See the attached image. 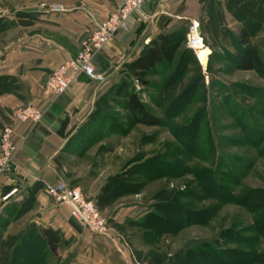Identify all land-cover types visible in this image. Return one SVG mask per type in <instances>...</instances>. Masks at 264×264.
<instances>
[{
	"label": "rangeland",
	"instance_id": "374dc122",
	"mask_svg": "<svg viewBox=\"0 0 264 264\" xmlns=\"http://www.w3.org/2000/svg\"><path fill=\"white\" fill-rule=\"evenodd\" d=\"M23 3L27 0H0V11ZM246 4L251 5L249 14L262 18L252 43L264 57V0H231L225 11L211 2L213 15L200 18L205 47L211 50L209 64L198 75L192 55L185 52L187 41L183 42L178 59L184 57L177 66L179 71L185 68L186 87L177 99L156 105L172 71L150 75L149 85H143L128 70L119 84L127 93L136 92L154 115L167 117L165 125L135 124L125 108L126 96L116 94L118 85L97 107L90 126L78 132L74 154L66 162L73 172L68 182L96 203L107 230L98 234L86 228V233L72 236H116L125 243L127 264H178L189 251L209 247L216 252L213 259L190 255L185 264H262L251 255L264 252V235L254 231L264 212L252 213L236 202L216 199L229 190L237 197L264 191V79L257 71L236 67L243 23L235 13L246 15ZM16 34L12 23L6 29L0 25V51ZM194 129H198L197 139ZM195 146L196 153L190 154ZM163 160L168 164L181 160L188 171L147 180L144 175L157 171ZM201 168L216 172L210 177L212 196L198 179ZM120 184L125 188L118 189ZM26 211L25 206L9 216L20 217ZM206 211L211 212L206 222H191ZM183 215L188 223L178 226ZM11 218L0 219V249L12 241L11 264L88 263L79 245L68 246L74 240L61 244L53 255L30 215L18 223ZM160 218L169 223V230L157 229ZM58 233L64 238V233Z\"/></svg>",
	"mask_w": 264,
	"mask_h": 264
},
{
	"label": "crops",
	"instance_id": "0c3cea01",
	"mask_svg": "<svg viewBox=\"0 0 264 264\" xmlns=\"http://www.w3.org/2000/svg\"><path fill=\"white\" fill-rule=\"evenodd\" d=\"M211 2L225 11L226 0H147L96 55V77L81 75L59 97L43 92L46 81L57 66L77 55L118 0H27L0 11L1 27L12 23L17 32L0 51V135L12 124L19 145L11 170L0 176V219L10 220L9 215L26 206L23 215L13 218L17 223L30 215L38 234L41 228L64 233L66 244L74 240L68 246L83 250L87 264H127L125 243L116 236H72L87 229L71 216L69 204L52 199L48 186L60 181L71 186L68 178L73 172L66 162L74 154L72 144L78 132L90 126L97 107L115 92L130 64L161 34L180 40L181 47L190 23L200 24V18L213 15ZM52 4L65 10L52 12ZM30 101L44 112L38 124L14 118L15 111Z\"/></svg>",
	"mask_w": 264,
	"mask_h": 264
},
{
	"label": "trees",
	"instance_id": "16d2710c",
	"mask_svg": "<svg viewBox=\"0 0 264 264\" xmlns=\"http://www.w3.org/2000/svg\"><path fill=\"white\" fill-rule=\"evenodd\" d=\"M230 2L231 0H227V7L231 6ZM235 5V7H239V4L237 2H235ZM250 7L251 5L248 4L243 7L247 11L246 15H241V13L234 12L237 16V19L243 23L239 35L240 47L236 54V59L238 62L236 64V67L238 70L241 71H257L264 79V57L261 56L259 46L257 44L252 43V37L255 34V31L257 30V28H260V26H262V18L257 15L249 14ZM251 19L253 22H251ZM1 23L2 22L0 21V25ZM179 42L174 41L169 35L161 34L152 42V45L145 51V53L142 54L136 61L131 63L129 66V71L143 85H149L147 78L150 75H159L161 73H167L172 71L168 79L165 80V84L160 89V102H156V105L158 107L164 106L166 100L173 102L180 96V92L183 91L184 87H186L183 79L184 74L186 73L185 68L182 66V69H180L179 71V68L177 66L182 62V57H184L183 54V56L178 59V52L180 49V44H178ZM185 52H187V54L189 53L190 55H192L194 60L193 64L196 67L195 71L199 75L203 67L201 63L198 62V58L195 51L189 48L186 49ZM172 68L174 69L172 70ZM194 81L195 77L190 80L188 86L191 87ZM123 93L127 98L125 108L127 109V111L130 112L132 121L135 124H140L148 127H161L165 125L167 117L165 118L154 115L151 111H149L145 103L141 100L140 96L136 92L127 93V91L124 90L123 84H121L116 88V94L120 96ZM177 112L178 113H175L174 115H178L181 111L178 110ZM93 116H97L96 111ZM195 132L196 134L194 136V139H197L198 129H196ZM260 143L261 140L259 144ZM187 147L189 148V146ZM196 151L197 146H195L193 152H190V154H194L196 153ZM182 164L183 163L181 162V160L176 164H168L163 160L162 163H160V165L162 166L156 167L157 171H153L149 175H143L147 180H153L168 175H171V177H174L175 175L181 176L186 171H188V169L183 168ZM199 172L200 173H197V176L198 179L201 181V185H203L202 187L205 188L206 194L212 196L211 189L213 187V183L210 181V177L211 175L215 176L216 172L213 171V168H201ZM122 185L123 184H120L118 186V189L125 188V186ZM216 199L222 202H236L239 206L246 208L252 213L264 212V191L255 193L251 191L247 194L237 197L234 195L232 190H229L228 192H226L225 195L216 197ZM161 205H163V203ZM210 216L211 212L206 211L202 214H199L197 219L194 218L190 220H192L191 222H206ZM184 217L185 215L182 216L183 220H181L182 222L178 224V226L188 223V221L186 220L187 216L185 218ZM148 222L152 224L151 221ZM156 225H158L157 229L160 231L167 229L169 230L170 228L169 223L167 221H163L161 218L159 219V222ZM254 231L259 235H264V216H261L257 219L256 226H254ZM39 235L53 255L58 253V249L61 247V244L66 243L64 238L58 232L54 231L51 228L39 229ZM5 245L0 249V264H11L12 261L9 250L12 247V241H8L7 245ZM215 253L216 252H214L211 247H209V249H201L200 251L191 250L189 251V254H185L180 257L178 264H185L190 255L195 256L198 259L202 258V260H204L205 258L211 260L213 259ZM243 256L246 255L242 254V257ZM251 258L264 264V252H260L258 254L256 252H253Z\"/></svg>",
	"mask_w": 264,
	"mask_h": 264
},
{
	"label": "built area",
	"instance_id": "2783aa9c",
	"mask_svg": "<svg viewBox=\"0 0 264 264\" xmlns=\"http://www.w3.org/2000/svg\"><path fill=\"white\" fill-rule=\"evenodd\" d=\"M147 0H118V6L107 19L101 22L97 29L86 40L77 55L57 66L46 81L43 92L49 96L64 95L85 74L96 77L94 59L98 52L110 43L117 33L124 29L130 16L138 13ZM52 12H63L64 6L52 4L48 6ZM187 46L197 50L205 46L202 28L198 22H191L187 32ZM201 65L202 62L200 61ZM203 67V66H202ZM204 68V67H203ZM44 112L34 102H28L15 113V120L38 124ZM19 145L15 141V129L12 124L4 126L0 135V176L9 172L15 163ZM48 193L58 204H69L71 216L85 228L102 234L107 230L106 220L100 213L94 201L85 197L79 188L68 186L60 181L48 186ZM9 195L6 196V198Z\"/></svg>",
	"mask_w": 264,
	"mask_h": 264
},
{
	"label": "bare ground",
	"instance_id": "6f19581e",
	"mask_svg": "<svg viewBox=\"0 0 264 264\" xmlns=\"http://www.w3.org/2000/svg\"><path fill=\"white\" fill-rule=\"evenodd\" d=\"M211 50L207 47H203L197 50V58L201 62H206L207 58L210 56Z\"/></svg>",
	"mask_w": 264,
	"mask_h": 264
},
{
	"label": "water",
	"instance_id": "95a60500",
	"mask_svg": "<svg viewBox=\"0 0 264 264\" xmlns=\"http://www.w3.org/2000/svg\"><path fill=\"white\" fill-rule=\"evenodd\" d=\"M208 64H209V58H207V61L206 62H202V66L204 68H206L208 66Z\"/></svg>",
	"mask_w": 264,
	"mask_h": 264
}]
</instances>
